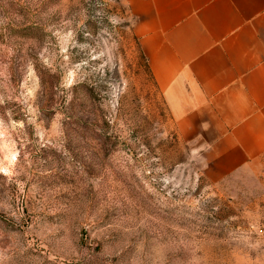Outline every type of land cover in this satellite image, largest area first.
<instances>
[{
    "label": "rangeland",
    "instance_id": "374dc122",
    "mask_svg": "<svg viewBox=\"0 0 264 264\" xmlns=\"http://www.w3.org/2000/svg\"><path fill=\"white\" fill-rule=\"evenodd\" d=\"M122 0H0V264H264V157L217 180Z\"/></svg>",
    "mask_w": 264,
    "mask_h": 264
},
{
    "label": "crops",
    "instance_id": "0c3cea01",
    "mask_svg": "<svg viewBox=\"0 0 264 264\" xmlns=\"http://www.w3.org/2000/svg\"><path fill=\"white\" fill-rule=\"evenodd\" d=\"M183 137L220 180L264 157V0H122Z\"/></svg>",
    "mask_w": 264,
    "mask_h": 264
}]
</instances>
